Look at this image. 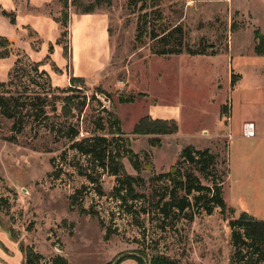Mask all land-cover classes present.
<instances>
[{
	"label": "rangeland",
	"instance_id": "obj_1",
	"mask_svg": "<svg viewBox=\"0 0 264 264\" xmlns=\"http://www.w3.org/2000/svg\"><path fill=\"white\" fill-rule=\"evenodd\" d=\"M67 1L68 16L72 9L108 17L111 55L100 73L64 79L65 86L59 88L73 91L57 93V109L47 106L48 116L41 118V124L27 119L24 129L15 133L13 119L0 114V229L5 238H0V264H25L22 246L42 254L43 262L61 254L70 264H110L120 253L143 250L149 257L164 254L181 264H230V219L245 209L264 216V132L246 137L239 130L245 120H254L257 126L264 121V90L250 87L261 89L264 84V40L256 33L264 37V0H155L156 5L154 0ZM146 13L147 31L141 37ZM55 14L66 16L61 10ZM0 15L15 23L10 19L15 18L13 11L3 9ZM176 25L183 26L182 37L168 33ZM163 30L169 35L163 37ZM153 31L160 36L154 39ZM22 33L32 40V47L37 46L32 30ZM62 40L69 42V33ZM259 41L262 45L256 48ZM3 42L0 56L6 50ZM11 42L10 56L0 57V81L8 80L20 54L22 70L9 90L25 94L36 76L30 63L34 60L23 54L31 46ZM164 49L181 52L157 53ZM48 58L41 63H48ZM44 78L39 81L45 82ZM54 79L58 87L60 81ZM240 88L247 89L238 92ZM122 93L134 95L135 100L121 103ZM67 96H75L73 101L83 107L79 115L74 111L76 117L69 116L79 123L81 136L90 133L102 107L117 114L132 148L142 157L141 172L124 158L126 170L145 179V186L137 191L148 196L151 178L178 159L184 147L209 148L219 154L230 170L224 188L227 211L203 212L166 230L158 228L155 217L126 213L112 193L115 176L102 173L91 182L78 171V162L86 165V158L70 148L68 139L49 131L48 124L58 126L67 120L62 111L65 102L60 101ZM154 103L179 106L180 124L172 120L152 124L147 114ZM228 117L234 120L231 141L224 130L220 135L217 126L219 121L228 124ZM152 155L157 171L153 164L146 166ZM256 177L261 203L254 200L256 190L242 185ZM248 191L252 199H246Z\"/></svg>",
	"mask_w": 264,
	"mask_h": 264
},
{
	"label": "trees",
	"instance_id": "obj_2",
	"mask_svg": "<svg viewBox=\"0 0 264 264\" xmlns=\"http://www.w3.org/2000/svg\"><path fill=\"white\" fill-rule=\"evenodd\" d=\"M152 4L156 5V1L154 0ZM60 5L62 13H66L65 18H56L62 26L59 43H63V37L69 33L70 14L68 16L67 0H60ZM143 17L144 23L140 24L139 34L141 37L147 31L149 19L147 13ZM10 19L15 22V18L10 17ZM166 33L167 31L163 30V37L169 35ZM168 33H176L182 37L184 28L182 25H176ZM256 33L259 40L260 38L264 40L260 32ZM151 35L154 39L160 36L154 31ZM0 40L4 41L3 46L6 48L0 57H9L12 53V42L3 36H0ZM260 42L256 48L262 45ZM52 48L53 46L50 47V49ZM64 48L68 54V44L64 45ZM189 51L191 54H205L203 51ZM180 52L181 50L173 49L157 51L159 54ZM23 54L29 61H32L27 53ZM261 55H264V52ZM20 57L19 54L9 72L8 80L0 81V114L13 119L11 130L15 133L24 129L27 119L35 121L38 125L41 124V118L48 116L47 106L51 105L53 111L57 109L59 100L57 93L73 91L72 87L67 89L54 87L49 73L41 69L43 63L32 61L30 62L31 67L36 76L31 86L25 87V94L12 92L9 87L15 84V80L22 70L23 59ZM53 67L57 71V68ZM41 77H45V82L39 81ZM78 79L81 78L72 77L70 80ZM74 97L67 96L65 100L60 98V101L65 102L62 111H64L67 120L59 122L58 126L52 122L48 124V129L53 133H59L61 138L68 139L71 143L70 148L86 158V165L78 162V171L81 175L93 183L102 173L115 176L117 184L112 193L120 201V206L126 213L145 214L150 219L155 217L158 220V228L166 230L182 219L191 222L203 212L212 214L216 209H220L222 213L227 211L228 204L224 188L230 170L227 160H222L219 154L209 148L200 149L192 145L184 147L177 161L167 171L156 172L159 174H155L151 178L152 194L148 196L145 192L137 191V187L145 186V179L141 175L129 174L126 170L124 158H128L133 168L137 172H141L142 157L132 148L129 138L124 134L120 118L107 107H102V112L92 122L93 128L89 131L90 133L81 136L79 123L69 120V116L76 117L74 111L78 112L77 115L83 111V107L80 108L73 101ZM119 100L121 103L133 102L135 96L122 93L119 94ZM48 101H51V104ZM148 119L152 124L164 123V121ZM9 140L13 141L14 138L11 137ZM143 153L148 154L149 157V152ZM146 166H152V160ZM229 227L233 248L230 264H264V219L256 218L247 212H241L238 217L230 219ZM22 251L26 264H70L68 259L61 254L52 257L48 262H43L44 256L30 246H22ZM126 259H134L137 264H181L164 254L149 257L143 250L120 253L110 264H120Z\"/></svg>",
	"mask_w": 264,
	"mask_h": 264
},
{
	"label": "crops",
	"instance_id": "obj_3",
	"mask_svg": "<svg viewBox=\"0 0 264 264\" xmlns=\"http://www.w3.org/2000/svg\"><path fill=\"white\" fill-rule=\"evenodd\" d=\"M3 9L15 13V23H10L8 19L0 15V35L7 36L16 44H29L31 48H24V51L34 61L42 62L48 55L49 61L48 63H43L41 69L49 73L52 81L55 80L54 77L59 79L58 81H60V84H58V87L65 86L64 79H66V81L70 80L72 77L87 79L100 73L105 67L106 60L110 58L111 50L108 17L102 12L76 13L71 9L69 42L66 43L69 46V53L66 54L64 48L66 44L59 43L62 26L56 20L58 17L55 14V12H60L61 10L60 0H0V10ZM27 29L32 30L37 36L39 42L36 47H32V40L25 37L24 33H22V30ZM51 46H53L52 49H50ZM53 66L57 68V71ZM250 87H254L255 90L259 92L264 90L263 83L261 89H258L256 85ZM241 89L247 88H240L237 91L241 92ZM237 91L234 92V95ZM235 106L237 108V101L235 102L234 100L233 112ZM147 115L149 116L148 118L154 121L159 120L167 122L172 120L177 124L181 122V109L177 105L169 107L154 103L149 106ZM226 121H228V124L222 123V121L218 122V131L221 135L224 130V135H228L231 141L233 137L234 120L231 122L232 117H228ZM246 122L254 124V136L264 132V121L261 123L258 122L257 126L254 120H245L239 126V130L242 131L243 135V125ZM176 161V158L173 159L171 163H169V167L166 169L163 167L160 172L167 171ZM152 164L156 170L153 155ZM257 180L258 178L256 177V181L253 182L249 180L246 181L245 184L242 182V185H244L247 190H256L254 200L261 203V192ZM248 198L252 199L249 191L246 199ZM242 212H247L252 215L247 209ZM256 212L258 213V211H254L255 214ZM262 213L264 214V212ZM255 217L259 218L257 216ZM259 219H264V216H261ZM3 234L2 229H0V238L2 240L5 239ZM121 264H136V261H134V259H126Z\"/></svg>",
	"mask_w": 264,
	"mask_h": 264
},
{
	"label": "built area",
	"instance_id": "obj_4",
	"mask_svg": "<svg viewBox=\"0 0 264 264\" xmlns=\"http://www.w3.org/2000/svg\"><path fill=\"white\" fill-rule=\"evenodd\" d=\"M243 133L247 137L254 136V134H255L254 124L251 123V122L244 123V125H243Z\"/></svg>",
	"mask_w": 264,
	"mask_h": 264
}]
</instances>
